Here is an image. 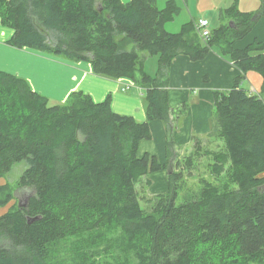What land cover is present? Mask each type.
I'll list each match as a JSON object with an SVG mask.
<instances>
[{
  "label": "trees",
  "instance_id": "trees-1",
  "mask_svg": "<svg viewBox=\"0 0 264 264\" xmlns=\"http://www.w3.org/2000/svg\"><path fill=\"white\" fill-rule=\"evenodd\" d=\"M178 11L175 0L162 8L156 0H0L1 24L13 30L8 45L129 78L143 91L146 114L136 121L114 112L109 96L95 102L80 90L51 103L25 78L0 71V175L25 161L18 185L33 189L26 206L0 214V264H95L110 250L124 264H264V43L233 47L264 16V0L254 12L221 9L207 43L192 20L178 32L165 29ZM212 48L242 74L213 92L210 136L222 145L205 152L210 178L177 203L173 133L187 104L169 105L167 70L179 54L196 61ZM145 55L157 56L156 74L143 69ZM249 71L263 79L259 94L241 86ZM156 119L167 134L163 164L137 156ZM158 170L168 172L169 190L145 210L137 185ZM12 199L4 191L0 207ZM64 248L69 257H59Z\"/></svg>",
  "mask_w": 264,
  "mask_h": 264
},
{
  "label": "crops",
  "instance_id": "crops-1",
  "mask_svg": "<svg viewBox=\"0 0 264 264\" xmlns=\"http://www.w3.org/2000/svg\"><path fill=\"white\" fill-rule=\"evenodd\" d=\"M129 1L121 0L123 3ZM193 19L195 18L188 22ZM12 35L13 30L3 26L0 21V71L25 78L32 89L54 101H64L71 92L80 90L89 94L95 102H101L109 96L114 112L129 115L139 122L146 119L143 91L131 79H111L96 75L87 61L75 62L29 48H14L6 43ZM254 40L264 43V16L257 19L245 36L235 40L233 47L244 48ZM149 57L145 55L143 69L154 75L157 72V62L153 59L147 61ZM152 62L156 68L150 66ZM241 74L215 48L210 49L201 60L193 61L187 55L179 54L171 61L167 70L169 105L177 107L182 103L189 104L179 128L173 133V140L179 151L192 149L194 138L202 141L209 137L213 130V92L230 89ZM262 82L259 73L249 71L244 75L241 86L248 92L259 94ZM149 127L151 138L139 142L137 156L152 155L163 164L167 159L165 124L156 119L150 121ZM167 176L166 170L144 176L143 180H149V194H158L154 192L155 189L167 192Z\"/></svg>",
  "mask_w": 264,
  "mask_h": 264
},
{
  "label": "rangeland",
  "instance_id": "rangeland-1",
  "mask_svg": "<svg viewBox=\"0 0 264 264\" xmlns=\"http://www.w3.org/2000/svg\"><path fill=\"white\" fill-rule=\"evenodd\" d=\"M179 7L178 13L175 15L174 19L165 24V28L169 32H178L181 25L188 22L191 18L195 19H206L208 21V28H213L219 24V12L221 9L229 7L233 4L242 11L254 12L259 8L260 0H175ZM166 0H156L157 6L159 8L164 7ZM155 60L157 62V56H150L147 61ZM158 65V63H157ZM154 66V62L150 64ZM156 68V67H155ZM155 73V70L154 72ZM246 86V85H244ZM45 96V95H44ZM51 103H54V99H50ZM189 104L187 103V107ZM187 111V109H186ZM183 114L182 118L186 114ZM182 120V119H181ZM180 120V123H181ZM179 128V127H178ZM167 138V134H166ZM174 141V140H173ZM175 143V142H174ZM167 145V139H166ZM221 139L209 137L206 140L194 142L192 149H187L179 151V147L176 146L177 158L174 161V169L181 173V177L177 184V198L176 202H182L184 199L189 198L192 194H196L200 188V182L202 178H210L208 171L209 158L206 155V151L217 150L221 147ZM196 146V147H195ZM168 156L165 162H167ZM26 168L25 161L15 163L11 170L5 174L0 175V186L5 185L4 189H0V195L7 191L13 197L5 205L0 207V214L9 210L13 203L18 205L19 203H24L26 199L33 193V189L30 187H20L18 185V179L22 174L23 170ZM147 180L141 179L137 185V190L139 193V200L141 206L145 210H150L152 205V199L156 194H149V189H147ZM156 188V187H154ZM160 188V187H158ZM157 188V189H158ZM169 188V187H168ZM156 193H164L166 191H158L155 189ZM111 234L116 235V229L111 232ZM73 238L68 242L72 243ZM71 250L64 248L60 255H66L69 257ZM95 264H124V256L117 250H110L107 253L100 254L95 257Z\"/></svg>",
  "mask_w": 264,
  "mask_h": 264
},
{
  "label": "built area",
  "instance_id": "built-area-1",
  "mask_svg": "<svg viewBox=\"0 0 264 264\" xmlns=\"http://www.w3.org/2000/svg\"><path fill=\"white\" fill-rule=\"evenodd\" d=\"M194 29L203 43H207L211 30L208 28V21L206 19H193Z\"/></svg>",
  "mask_w": 264,
  "mask_h": 264
},
{
  "label": "water",
  "instance_id": "water-1",
  "mask_svg": "<svg viewBox=\"0 0 264 264\" xmlns=\"http://www.w3.org/2000/svg\"><path fill=\"white\" fill-rule=\"evenodd\" d=\"M26 204H27V200H26L24 203H22V204L19 203L18 206H19V207H24V206H26ZM37 218H38V217H35V218L29 219V220H34V219H37Z\"/></svg>",
  "mask_w": 264,
  "mask_h": 264
}]
</instances>
